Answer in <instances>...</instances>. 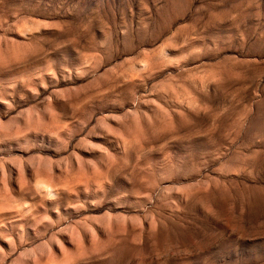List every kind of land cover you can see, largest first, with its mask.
Listing matches in <instances>:
<instances>
[{
  "label": "rangeland",
  "instance_id": "374dc122",
  "mask_svg": "<svg viewBox=\"0 0 264 264\" xmlns=\"http://www.w3.org/2000/svg\"><path fill=\"white\" fill-rule=\"evenodd\" d=\"M0 264H264V0H0Z\"/></svg>",
  "mask_w": 264,
  "mask_h": 264
}]
</instances>
